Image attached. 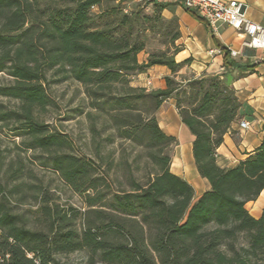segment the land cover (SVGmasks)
I'll list each match as a JSON object with an SVG mask.
<instances>
[{
    "label": "trees",
    "instance_id": "16d2710c",
    "mask_svg": "<svg viewBox=\"0 0 264 264\" xmlns=\"http://www.w3.org/2000/svg\"><path fill=\"white\" fill-rule=\"evenodd\" d=\"M125 1L0 0V72L10 78L0 96L19 106L0 111V121L20 122L18 132L29 135L25 147L46 154L40 164L57 172L84 205L78 227L45 198L46 229H36L0 190V264H62L55 255L77 251L86 253L88 264H264V217L245 207L264 188V122L256 148L232 166H219L216 149L240 118L233 87L221 75L179 73L190 58L175 61L180 32L175 18L161 16L167 5L151 3L146 12L141 3L128 9ZM150 37L160 46L139 62ZM229 57L224 51V67L240 68ZM153 65L170 70L164 88L130 84ZM48 74L82 87L92 133L99 118V129L136 142L144 157L115 167L110 158L101 167L95 144L91 156L80 148L66 151V137L46 132L36 117L51 102ZM168 98L193 136L196 170L209 183L198 196L170 171L178 141L155 117Z\"/></svg>",
    "mask_w": 264,
    "mask_h": 264
},
{
    "label": "crops",
    "instance_id": "0c3cea01",
    "mask_svg": "<svg viewBox=\"0 0 264 264\" xmlns=\"http://www.w3.org/2000/svg\"><path fill=\"white\" fill-rule=\"evenodd\" d=\"M244 4L245 17L264 27V0H237ZM166 16H177L180 37L177 44L181 50L175 54V61L190 58L179 73L185 76L221 75L225 84L233 87L240 103L237 122L231 125L233 134L226 133L217 147L216 162L219 166H232L247 153L256 148L262 139L261 125L264 122V48H250L245 45L247 36L237 32L225 23L217 24V32L210 31L204 22L192 17L180 5L169 4L163 9ZM236 50L230 56L240 68L223 65L224 51ZM147 54L140 53L139 62L145 61ZM170 70L163 65H153L142 73L131 76L132 86L147 90L162 89L165 76ZM158 126L167 134L174 136L178 143L174 146L170 171L185 179L194 189L195 196L209 188L195 167L192 156L193 136L179 118L175 101L168 98L155 112ZM246 120L247 129H240L238 122ZM246 209L254 218L264 217V188L255 200L246 202Z\"/></svg>",
    "mask_w": 264,
    "mask_h": 264
},
{
    "label": "rangeland",
    "instance_id": "374dc122",
    "mask_svg": "<svg viewBox=\"0 0 264 264\" xmlns=\"http://www.w3.org/2000/svg\"><path fill=\"white\" fill-rule=\"evenodd\" d=\"M136 3L138 2L134 0H126L125 6L132 9ZM140 5L144 11L151 12L153 6L151 3L146 2ZM97 11V7L92 8L93 13ZM166 15L162 10L163 18H175L178 24L177 16ZM159 46L156 38L150 37L143 53ZM56 78L57 76L48 74L47 90L51 102L44 110L37 112L36 117L46 132L60 133L66 137L71 146V148H65L66 151L75 152L77 148H80L85 155L91 156V150L95 144L100 149L101 167H106L110 158H113L111 167H115L119 161L127 160L131 163L137 154L140 158L144 157V150H141L142 148L136 142H125L114 133L111 135L112 132L108 129H99L101 122L99 118L94 119L97 129L92 133L89 130L91 121L87 116L89 108L82 87L72 81L57 82ZM9 81L10 78L0 72V85L7 84ZM18 110L17 101L0 96V111L17 112ZM21 126L22 124L12 117L4 122L0 121V190L6 197V202L14 213L22 214L28 219L27 226L46 229L47 220L40 211V205L44 203L45 198H48L49 205H56L60 214L68 213L69 219L80 227L81 213L84 210L80 195L73 191L57 172L40 164L46 154L38 149L25 147V143L29 141V135L18 132ZM17 132L20 134L17 135ZM18 168L21 171L17 170ZM149 168L150 166L145 168V171ZM55 257L62 264H88L84 251L57 254Z\"/></svg>",
    "mask_w": 264,
    "mask_h": 264
},
{
    "label": "built area",
    "instance_id": "2783aa9c",
    "mask_svg": "<svg viewBox=\"0 0 264 264\" xmlns=\"http://www.w3.org/2000/svg\"><path fill=\"white\" fill-rule=\"evenodd\" d=\"M138 3H157L180 5L187 11H193L207 28L216 33L217 24L225 23L237 32L247 36L245 45L250 48H264V27L248 20L243 12L244 4L237 0H134ZM236 50L230 49L229 55L235 56ZM249 123L240 120L238 127L247 129Z\"/></svg>",
    "mask_w": 264,
    "mask_h": 264
}]
</instances>
